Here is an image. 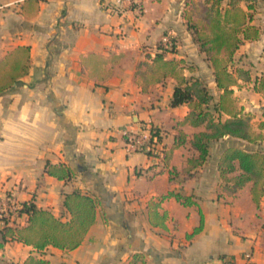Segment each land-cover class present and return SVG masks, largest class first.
I'll use <instances>...</instances> for the list:
<instances>
[{"label":"crops","instance_id":"1","mask_svg":"<svg viewBox=\"0 0 264 264\" xmlns=\"http://www.w3.org/2000/svg\"><path fill=\"white\" fill-rule=\"evenodd\" d=\"M139 1L141 14L103 0H0V62L19 47L30 50L28 74L0 93V198L33 201L55 215L63 192L81 190L99 202L96 222L78 248L49 246L38 253L7 241L0 264H25L32 254L51 264H130L135 258L136 264H206L222 255L237 264H264V197L258 208L251 182L234 195L223 191V150L213 156L216 142L195 176L184 174L194 153L189 141L204 127L182 124L190 108L170 105L176 80L155 82L147 70L170 35L176 47L166 59L183 60L186 76L203 80L214 97L221 93L212 62L189 28L190 14L201 19L193 2L205 0ZM251 2V24L260 36L239 47L230 69L250 72V80L234 86V96L252 117L253 131L264 134V94L255 88L264 74V0ZM240 6L248 11L245 1ZM144 121L169 130L165 152L128 156L122 130ZM180 134L186 135L182 141ZM27 150L32 161L24 165L32 164V171L5 175L3 161L18 162ZM47 161L70 166L75 176L66 181L47 174ZM171 191L193 203L167 197L157 207L167 215L166 227L155 226L150 203ZM201 213L203 229L188 237L200 226ZM4 226L0 216V242Z\"/></svg>","mask_w":264,"mask_h":264},{"label":"trees","instance_id":"2","mask_svg":"<svg viewBox=\"0 0 264 264\" xmlns=\"http://www.w3.org/2000/svg\"><path fill=\"white\" fill-rule=\"evenodd\" d=\"M224 0H205L195 3V9H200L201 19L194 20L190 14L189 28L192 30L194 41L202 52H206L214 67L215 80L221 94L217 101L211 94L206 83L196 77L186 76L183 60L166 59L164 49L158 52L147 64V70L155 82L172 77L176 86L170 105L177 107L187 105L190 108L188 115L181 122L193 127H204L190 139L194 153L188 158L184 174L193 177L210 156L211 144L225 137L237 138L249 143L260 144L264 134L255 133L252 129V117L243 113L238 107L234 96V86L239 79L250 80L248 70L230 69L236 51L242 44L256 40L260 36V28L252 25L254 20L253 0H230V7L222 8ZM245 1L248 11L240 6ZM32 2V1H30ZM198 7L196 8V5ZM193 10V9H192ZM172 49L171 51H174ZM30 50L28 47H19L0 62V93L12 88L29 72ZM256 90L264 94V74L256 84ZM185 134H180L182 141ZM180 141V142H181ZM165 150L163 149V153ZM219 169L222 178V189L229 195H234L247 183H252V196L257 207H260L264 197V151L248 150L240 146H229L221 154ZM45 172L60 180H70L75 171L66 164L46 162ZM175 171H171V180ZM64 198L59 215L49 209L39 208L35 202H22V213L27 215L24 225H9L5 223L2 229L0 248L7 241H18L32 246L41 253L49 246L62 250L78 248L84 241L88 231L96 222L99 202L89 193L75 190L63 192ZM176 197L184 204H192L191 197L179 192L171 191L167 195L152 201L150 206V221L155 226L166 227V214H160L157 207L167 197ZM204 216L201 213V224L195 228L192 235L203 229ZM137 258L130 264H136ZM25 264H51L39 255H30ZM59 264H68L61 262Z\"/></svg>","mask_w":264,"mask_h":264},{"label":"built area","instance_id":"3","mask_svg":"<svg viewBox=\"0 0 264 264\" xmlns=\"http://www.w3.org/2000/svg\"><path fill=\"white\" fill-rule=\"evenodd\" d=\"M111 7L122 10L135 11L137 14L144 12V5L139 0H103ZM165 49L172 50L176 47V42L170 35L162 38ZM164 134L160 125L152 124L151 121L142 122L137 128L126 127L122 130L124 138V149L128 156L135 153H143L148 156H159L163 154ZM0 216L4 223L13 225H24L27 215L22 213V204L13 195H5L0 198ZM243 258L252 261V253L245 252ZM206 264H237L236 259L230 255H222L215 260H210Z\"/></svg>","mask_w":264,"mask_h":264},{"label":"rangeland","instance_id":"4","mask_svg":"<svg viewBox=\"0 0 264 264\" xmlns=\"http://www.w3.org/2000/svg\"><path fill=\"white\" fill-rule=\"evenodd\" d=\"M221 94V93H220ZM220 94H218L217 96H215V101L218 100ZM237 100V99H236ZM238 107L240 106L238 103H237ZM152 124H157V125H160L161 129H162V132L165 133L164 134V140H163V143L165 141V139L167 138V134L169 132L168 129L165 128L164 125L160 124V123H155L154 121H151ZM232 145H235V146H240L242 148H247L248 150H262L264 151V148H262L261 146H263V142L260 143V144H254V143H249L247 141H242V140H239V139H235V138H227V139H222L218 142H216L213 147V156L216 154L219 155L221 153V151L225 150L227 147L229 146H232ZM29 151L27 150L26 151V154H25V157H22L20 158V160L18 162H16L15 160V163L12 164V161H6L4 160L3 161V166H4V174H10V175H14L15 174V171L17 172H28L29 170L32 171V164L30 165H24L25 162H27L28 160L32 161V157L30 158V153H28ZM0 176H1V173H0Z\"/></svg>","mask_w":264,"mask_h":264}]
</instances>
